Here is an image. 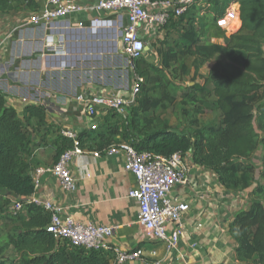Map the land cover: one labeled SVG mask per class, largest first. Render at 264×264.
Wrapping results in <instances>:
<instances>
[{"label": "trees", "instance_id": "obj_1", "mask_svg": "<svg viewBox=\"0 0 264 264\" xmlns=\"http://www.w3.org/2000/svg\"><path fill=\"white\" fill-rule=\"evenodd\" d=\"M208 3L200 7L203 13L195 11L199 7L196 4L179 20L168 23H175L172 27L183 25L184 44L159 49L160 64L145 55L132 59L134 71L144 77L137 103L127 109L126 116L108 110L97 129L80 132V144L85 149L103 151L114 141L124 139L139 150L163 155L191 152L194 161L211 169L226 188L253 187L249 208L236 213L230 229L237 240L238 260L264 264V0ZM21 5L34 11L40 8L37 0H0V11L9 12ZM231 6L237 7L240 24L224 32L225 43L212 41L213 27L219 25ZM188 57L193 58L194 77L207 61L215 59V63L204 83L189 85L184 93L183 102L193 104L194 113L184 109V120L171 125L162 113L176 102L170 88L176 87L175 78L188 73ZM177 71L180 75L171 77L170 72ZM208 94L214 96L213 100L205 97ZM204 107L220 112V125L200 124L198 114L204 112ZM42 127L51 128L45 105L26 106L22 117L8 106L0 90V221L7 219L13 224L5 236L0 226V264H12L5 258L10 247L19 255L17 264H111L112 250L58 241L46 229L51 213L40 205L31 202L17 214L9 211L11 197H28L35 192V132ZM55 144L57 161L73 146V140L57 133ZM260 144L263 168L258 172L252 158Z\"/></svg>", "mask_w": 264, "mask_h": 264}, {"label": "crops", "instance_id": "obj_2", "mask_svg": "<svg viewBox=\"0 0 264 264\" xmlns=\"http://www.w3.org/2000/svg\"><path fill=\"white\" fill-rule=\"evenodd\" d=\"M37 1L41 8L47 0ZM92 1L95 0H79L82 5ZM200 7L195 11L203 13ZM33 11L25 5L9 12L0 11V90L8 106L17 109L22 117L30 104L46 106L51 128L42 127L35 132L33 159L34 166L52 165L57 159V133L63 128L89 130L88 117L76 95L86 89L121 90L113 86L114 81L101 80L100 68L99 79L94 80L92 70L94 63L101 65L109 57L120 55L123 42L119 28L91 22L95 18L116 17L108 11L84 8L57 19L51 27L30 23ZM182 27L177 25L181 32ZM174 29L166 26L161 31L152 28L153 34L149 32L156 56L160 55L157 47L168 44L165 37ZM212 41L225 43L223 37H213ZM170 45L175 43L169 42ZM209 63L213 67L215 59L206 62ZM104 115L100 113L97 119L101 122ZM260 149L255 154L261 157ZM125 160L123 152L95 155L87 149L71 161L72 173L77 177L75 190L67 191L58 177L45 173L34 194L61 207L64 215L71 213L85 223L113 226L112 245L142 252V258L123 263L113 257L111 264H151L156 259L162 264H246L237 258V240L230 224L239 210L249 208L253 187L228 189L211 169L192 164L188 184L177 185L170 192L179 201L191 203V208L180 224L168 225L170 233L180 230L176 247L169 249L166 241L150 237L138 222L139 203L128 194L135 184V175L125 168ZM257 167L258 172L263 168Z\"/></svg>", "mask_w": 264, "mask_h": 264}, {"label": "built area", "instance_id": "obj_3", "mask_svg": "<svg viewBox=\"0 0 264 264\" xmlns=\"http://www.w3.org/2000/svg\"><path fill=\"white\" fill-rule=\"evenodd\" d=\"M196 4L205 7L209 3L208 0H95L82 5L79 0H47L44 6L33 11L29 21L51 27L57 19L68 17L84 8L108 11L116 15L113 19L95 18L91 22L109 23L119 28L123 51L132 66L133 80L129 88H103L105 91L86 89L76 95V101L88 117L89 129H97L100 125L97 119L100 113L112 109L126 116L127 109L137 103L144 77L134 71L132 59L146 54L152 28L161 31L171 20H179ZM232 6L219 20V25L224 28L229 25H224L222 21L231 12ZM186 22L185 18L183 24ZM61 134L71 138L73 146L67 148L52 165H39L32 170L35 192L41 185V176L45 173L58 177L67 191L76 189L77 177L72 173L71 161L75 155H83L87 149L80 144L79 131L63 128ZM92 151L95 155L101 152L125 154V168L135 175V184L128 194L139 203L138 222L150 237L166 241L169 249L175 248L180 230L176 229L170 233L167 227L171 223L180 224L190 210L191 203L179 201L172 197L170 192L177 185L188 184L192 164L196 163L191 152L177 151L171 155H163L151 150H139L124 139L114 141L103 151ZM34 193L28 197H11L9 211L17 214L23 211L26 203L34 202L51 213L46 229L58 241L67 240L73 245L87 249L112 250L118 263L143 257L140 250H122L112 245L110 238L114 231L113 226L85 223L77 220L71 213L64 215L61 207L51 200H42ZM152 254L156 255V251ZM151 264L162 263L156 259Z\"/></svg>", "mask_w": 264, "mask_h": 264}, {"label": "rangeland", "instance_id": "obj_4", "mask_svg": "<svg viewBox=\"0 0 264 264\" xmlns=\"http://www.w3.org/2000/svg\"><path fill=\"white\" fill-rule=\"evenodd\" d=\"M195 9V8H194ZM197 11V10H196ZM222 23L224 25H229L228 27H222L221 25H217L216 27H213V32L214 34L211 37H214L215 39L217 38H222L223 34L227 30H233L238 27L240 24L239 20V15H238V10L237 7L234 6L231 10V12L227 15L225 19H223ZM169 28H171L175 23H170L168 24ZM169 38V39H168ZM166 43H175L176 47L183 46L184 40L182 39V32L180 29L175 27L174 30H171L169 34L165 37ZM168 40V41H167ZM164 41V42H165ZM168 44L166 46H160V48L157 47V50L159 52V49L164 51L167 49ZM153 41H149L147 43V51L145 56L148 59H154L156 63L160 64L162 61V55L160 54L159 56H156L154 54V49L152 47ZM120 55H115L111 56L108 58V60H104L102 64H95L94 63V68L92 70V78L94 80H98L99 78V72L98 68L102 69V75L103 78L101 79L102 81H109L112 82L114 81V87L117 86L119 89H124V88H129L132 84L133 80V70L131 63L129 59L127 58L126 54L123 52H119ZM154 54V55H153ZM155 63V62H154ZM187 63L190 64V69L185 76L180 75V72H170L171 77L175 78L178 75H180L178 78H175L176 81V87L175 88H170L171 92L176 95V102L172 105H170L163 113V119L165 121H168L171 125H177L180 123V121L184 120V109H188L189 113L193 114L194 113V106L193 104H184V93L187 92L188 86L189 85H194L196 82L198 83H204L205 77H207L210 73V70L212 68L211 64H204L200 67L199 74H197L194 77V71H195V65L193 64V58L188 57L187 58ZM175 65V64H174ZM106 69V72L104 71ZM111 69V70H110ZM108 70V71H107ZM108 72V76H106V73ZM107 77V78H106ZM213 84L209 82V87H212ZM200 97H204V95L200 94ZM205 97H210V100H213V95L205 96ZM198 118L200 121L201 125H209L211 122H214L217 125L221 124V115L220 112L216 109H212L211 107H204V112L202 114H198ZM263 136V135H262ZM261 141V140H260ZM263 145H259V149L262 148ZM261 150V149H260ZM258 152V151H257ZM257 158L255 159V157ZM256 162V165L260 166L262 164V159L260 157V154H255L253 157ZM252 158V159H253ZM260 170V169H259ZM0 226H1V234L3 236L7 235L9 232L12 231L13 224L10 223L9 220L5 219L3 221H0ZM18 253L13 247H10L7 249L5 252V258L7 259L6 262H11L12 264H17V259H18Z\"/></svg>", "mask_w": 264, "mask_h": 264}, {"label": "water", "instance_id": "obj_5", "mask_svg": "<svg viewBox=\"0 0 264 264\" xmlns=\"http://www.w3.org/2000/svg\"><path fill=\"white\" fill-rule=\"evenodd\" d=\"M172 131H175V132H178V133H181L180 130L178 129H171Z\"/></svg>", "mask_w": 264, "mask_h": 264}, {"label": "bare ground", "instance_id": "obj_6", "mask_svg": "<svg viewBox=\"0 0 264 264\" xmlns=\"http://www.w3.org/2000/svg\"><path fill=\"white\" fill-rule=\"evenodd\" d=\"M51 40V39H50Z\"/></svg>", "mask_w": 264, "mask_h": 264}]
</instances>
